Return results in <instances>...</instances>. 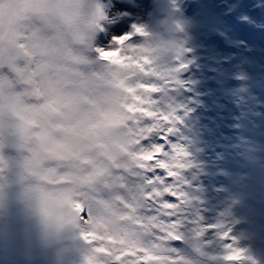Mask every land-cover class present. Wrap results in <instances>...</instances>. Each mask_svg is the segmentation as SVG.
I'll return each mask as SVG.
<instances>
[{
  "label": "bare ground",
  "instance_id": "bare-ground-1",
  "mask_svg": "<svg viewBox=\"0 0 264 264\" xmlns=\"http://www.w3.org/2000/svg\"><path fill=\"white\" fill-rule=\"evenodd\" d=\"M191 1L102 0L109 23L98 47L113 48V38L125 35H131L130 45H138L142 41L135 35L137 27L153 30L161 23L181 26L186 42L179 58L137 81L158 89L140 95L146 110L171 117L169 124L133 117L121 102L126 115L106 111L89 132L99 139L97 131L123 128L137 148L135 156L157 144L165 148L164 159L169 164L180 156L177 162L184 167L176 170L175 177L139 167V179L152 185V191L163 193L159 203L172 206L161 212L149 205L150 214L156 213L153 218L160 221L156 227L162 237L204 231L213 246V264L217 256L223 264H264V0H196L195 5ZM244 31H258L260 40L243 46ZM223 41L225 46L220 45ZM192 61L198 62L197 72L190 68ZM210 69L218 74L213 77ZM199 103L203 106L197 107ZM11 117L19 123L0 119L3 133L7 131L3 142L10 167L5 183L0 184V264H82L74 249L60 250L42 238L21 179L26 158L20 160L18 149H12L21 143V134L28 137L32 132L39 138L34 131L37 125L30 120V131L15 109ZM138 126L166 128L176 138L168 134L161 142L157 131L138 145L130 132ZM221 135L226 143H220ZM158 177H162L159 183H149ZM209 225L216 226L214 232L207 231ZM228 230L230 239L223 240L221 250L216 241ZM169 243L174 252L182 250L178 242ZM226 245L241 253L238 261L224 259L232 254ZM83 264H90L87 257Z\"/></svg>",
  "mask_w": 264,
  "mask_h": 264
},
{
  "label": "clouds",
  "instance_id": "clouds-1",
  "mask_svg": "<svg viewBox=\"0 0 264 264\" xmlns=\"http://www.w3.org/2000/svg\"><path fill=\"white\" fill-rule=\"evenodd\" d=\"M108 23L102 0H0L3 118L19 123L13 107L35 121L39 137L30 132L24 141L21 179L31 214L46 244L74 249L82 264L84 257L90 264H213L206 232L160 235L157 214L149 211L154 191L139 179L137 148L125 129L97 131L96 139L89 105L59 103L68 96L102 97L103 112L126 115L119 81L135 86L146 76L99 58L97 41ZM141 28L137 55L147 57L150 72L183 53L181 26ZM173 241L182 245L179 253ZM216 246L222 250L223 240Z\"/></svg>",
  "mask_w": 264,
  "mask_h": 264
},
{
  "label": "snow or ice",
  "instance_id": "snow-or-ice-1",
  "mask_svg": "<svg viewBox=\"0 0 264 264\" xmlns=\"http://www.w3.org/2000/svg\"><path fill=\"white\" fill-rule=\"evenodd\" d=\"M135 33L139 35H144V31L142 28L137 27L135 29ZM132 39L131 35H125L119 38H113V43L115 47L113 48H104L97 47L95 52L99 55V58L102 61H109L112 64L119 65L124 69H139L144 75H151L152 72L145 69L144 65L150 63L147 57L138 56L137 52L139 48L137 45H130L128 41ZM142 61V62H141ZM134 75V73H133ZM81 83H84L83 81ZM118 87L122 88L124 93L126 94L125 103L123 104V108L133 117L142 116L147 118L148 120L158 121L160 125L169 124L171 121V117L164 115L162 113H155L149 110H146L145 102L143 96L140 95L141 92L145 93H154L157 92L158 89L152 86L145 85L143 83H137L135 86H127L124 81H119ZM107 101L102 97L96 96H68L64 97L59 103L64 104L65 106H72L79 103H84L90 106L92 112L89 113L90 117H94V119H89V127H95L98 119L104 116V112L102 110V105ZM54 107V106H53ZM4 105L2 100H0V119H3ZM14 110L13 107L9 106L10 113ZM17 111V110H16ZM18 112V111H17ZM139 125V121H137ZM159 131V140L161 142L167 139V135L170 133L169 129L166 128H158L157 126H138L135 129H130V132L133 136V142L142 145V141H146L149 138V135ZM177 153H182L181 149L175 150ZM155 154H160L155 158L154 163H150L153 161ZM165 148L161 146V144L154 145L150 151L140 150L135 158L142 163L138 166L149 172H162L166 173L168 177L177 176V169H182L184 166L181 163H178L180 156L177 155L173 160L172 164H169L165 159ZM162 177H158L156 179L149 180V183H159ZM168 194H172V190H168ZM163 195L161 192H154L153 196L149 197L150 202H153L154 205L161 211H165L170 209L172 206L169 203L160 204V198ZM222 240H228L229 234L225 232L221 236ZM227 248L231 250L230 255L224 257L227 261H238L241 257V253L235 249L231 248V245H226ZM98 252L104 253L105 255H111L107 248H97ZM117 260L120 259L118 255L116 257ZM143 264V262H142Z\"/></svg>",
  "mask_w": 264,
  "mask_h": 264
},
{
  "label": "water",
  "instance_id": "water-1",
  "mask_svg": "<svg viewBox=\"0 0 264 264\" xmlns=\"http://www.w3.org/2000/svg\"><path fill=\"white\" fill-rule=\"evenodd\" d=\"M24 119V117H23ZM26 125L28 126V128L31 131V124H30V120H25ZM32 133V132H31ZM33 135V134H32ZM4 137V139H3ZM7 138V131L3 133L2 128L0 127V184H4L6 181V177L7 174L9 175V164H8V158L7 155L5 154L4 150H8L6 144L3 142L5 139ZM26 135L25 134H21L20 135V139L19 142L21 143H17V146H14V148H12L14 151L17 150V155H21V158H26L25 156V146H24V141H26ZM13 155H16L15 153H13ZM23 155V156H22Z\"/></svg>",
  "mask_w": 264,
  "mask_h": 264
}]
</instances>
